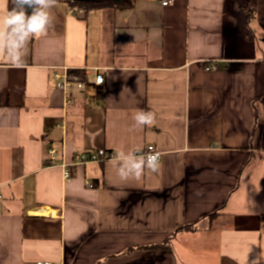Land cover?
Returning <instances> with one entry per match:
<instances>
[{"label":"crops","instance_id":"1","mask_svg":"<svg viewBox=\"0 0 264 264\" xmlns=\"http://www.w3.org/2000/svg\"><path fill=\"white\" fill-rule=\"evenodd\" d=\"M162 2L72 13L58 0L23 67L0 54V264H251L264 251V0ZM63 67L86 84L69 105L52 77ZM140 109L154 126L135 125ZM149 145L160 169L138 181L112 159L72 165Z\"/></svg>","mask_w":264,"mask_h":264},{"label":"clouds","instance_id":"2","mask_svg":"<svg viewBox=\"0 0 264 264\" xmlns=\"http://www.w3.org/2000/svg\"><path fill=\"white\" fill-rule=\"evenodd\" d=\"M57 3L58 0H11L12 7L8 8V0H0V54L13 66L23 67L30 41L46 36L54 29L51 10ZM100 83L101 78L97 80V84ZM133 119L135 125L141 128L152 127L156 123L155 113L150 110H137ZM159 161L158 152L143 153L142 148L137 146L127 152L120 150L109 164L121 180L138 181L146 171L149 174L158 172ZM262 261L264 251L251 264H261Z\"/></svg>","mask_w":264,"mask_h":264},{"label":"built area","instance_id":"3","mask_svg":"<svg viewBox=\"0 0 264 264\" xmlns=\"http://www.w3.org/2000/svg\"><path fill=\"white\" fill-rule=\"evenodd\" d=\"M175 2V0H163L162 4L164 6H168ZM72 13H81L82 10L75 7L71 8L70 10ZM210 70H216L218 69V65L216 62H213L208 67ZM53 80L56 83V87L60 90H62L66 95V104L69 105L73 102V90L79 89L82 90L86 87L85 82L83 81L82 73L80 70L77 69H70L68 67L61 68V71H55L53 72ZM101 78L102 83L97 84V80ZM104 82V76L102 74H96L95 80L92 83L93 88H97L101 86ZM149 152H158L160 154V160H161V152L157 150V148L154 145H149L145 148L143 153H149ZM60 154H64V149L61 148L60 150H57L55 148L48 150V155L51 161H56ZM114 155L110 152L105 151L104 149H100L97 151H87L80 154H77L73 158L72 165H86L89 163H99L104 162L107 160L113 159ZM160 162V161H159ZM63 170V178L64 180H69L71 177V171L69 169V165L62 164L61 165ZM1 199V194H0ZM37 264H51L49 262H38Z\"/></svg>","mask_w":264,"mask_h":264},{"label":"trees","instance_id":"4","mask_svg":"<svg viewBox=\"0 0 264 264\" xmlns=\"http://www.w3.org/2000/svg\"><path fill=\"white\" fill-rule=\"evenodd\" d=\"M64 1L69 4L70 7L72 8H80L85 10L86 12L99 9V8H105V7H118L120 9H130L133 7L135 2L137 0H101V1H96V2H88V3H83V2H76L72 0H60ZM256 6V0H247L244 10L246 11H251L254 9ZM12 7L11 0H9V8ZM30 11V10H29ZM183 229H189V227H185ZM158 248H162L163 246H156Z\"/></svg>","mask_w":264,"mask_h":264},{"label":"water","instance_id":"5","mask_svg":"<svg viewBox=\"0 0 264 264\" xmlns=\"http://www.w3.org/2000/svg\"><path fill=\"white\" fill-rule=\"evenodd\" d=\"M72 1L88 3V2H96V1H101V0H72Z\"/></svg>","mask_w":264,"mask_h":264}]
</instances>
